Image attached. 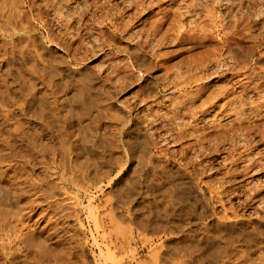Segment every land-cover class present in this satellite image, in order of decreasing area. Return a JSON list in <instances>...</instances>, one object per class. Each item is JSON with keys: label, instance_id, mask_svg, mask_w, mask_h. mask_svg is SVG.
Segmentation results:
<instances>
[{"label": "rangeland", "instance_id": "374dc122", "mask_svg": "<svg viewBox=\"0 0 264 264\" xmlns=\"http://www.w3.org/2000/svg\"><path fill=\"white\" fill-rule=\"evenodd\" d=\"M46 1L52 150L0 142V220L32 230L0 264H264V0Z\"/></svg>", "mask_w": 264, "mask_h": 264}, {"label": "bare ground", "instance_id": "6f19581e", "mask_svg": "<svg viewBox=\"0 0 264 264\" xmlns=\"http://www.w3.org/2000/svg\"><path fill=\"white\" fill-rule=\"evenodd\" d=\"M44 1V0H43ZM141 1V0H140ZM205 1V0H204ZM212 1V0H211ZM48 2V0L46 1ZM53 2V1H52ZM67 2V0H66ZM86 2V1H85ZM138 2V1H137ZM142 2V1H141ZM217 2V0H216ZM216 2H212L211 4H214ZM233 2V1H232ZM254 2V0H253ZM56 3V2H55ZM54 3V4H55ZM88 3V2H87ZM210 3V2H209ZM69 4V2H68ZM140 4V2H139ZM138 4V5H139ZM201 4V3H200ZM199 4V5H200ZM203 4V3H202ZM46 9L48 10V4H46ZM61 5V4H60ZM143 5V4H142ZM145 5V4H144ZM197 5V4H196ZM198 5V7H199ZM5 8L6 11H3L2 8ZM45 6V4H44ZM43 6V8H44ZM53 5H51L52 7ZM90 10L92 11H101L104 8L107 11V9H112V4L110 0H90L89 5ZM137 6V5H135ZM41 6L37 7L34 5L33 0H1L0 4V142L3 141V144H14L12 141H19L21 144H24L25 147V153L21 154V157L26 156V159H28V153L35 152L34 154L38 155L39 157H44L46 153H49V149H51V145L48 146V143L43 141V135L47 134L46 132L51 130V121L52 119V111H56V103L58 93L56 89V84L53 82V76H56L53 68L51 59V53L53 52L51 50L48 37H46V41L48 43L46 44V47L44 49V54L38 52L35 44L34 39L30 35V28L27 24H24L23 19L26 16V11H41L45 10L40 8ZM50 7V6H49ZM72 7V6H71ZM134 7V6H133ZM183 7V6H182ZM197 7V8H198ZM204 7H206L207 11H210L213 9H209L210 7H207V4ZM216 7V6H215ZM67 8V7H66ZM136 8V7H135ZM141 8V6H140ZM195 8V7H194ZM56 9V8H54ZM87 9V8H86ZM200 9V8H199ZM202 10V9H201ZM225 10V9H224ZM240 10V9H239ZM52 11V10H51ZM57 11V10H56ZM198 11V10H197ZM206 11V12H207ZM228 11V10H227ZM46 12V11H45ZM29 13V12H28ZM35 13V12H34ZM31 14V13H30ZM38 14V13H37ZM31 17V15H29ZM131 16V15H130ZM209 16V15H208ZM28 21V15L26 16ZM207 17V16H206ZM38 18V17H37ZM40 18V17H39ZM26 19V18H25ZM154 21V20H153ZM155 22V21H154ZM241 22V21H240ZM26 23H29L26 21ZM199 23V22H198ZM200 24V23H199ZM212 24V23H211ZM194 27V26H193ZM34 29V26L32 27ZM49 29V28H48ZM51 29V28H50ZM172 29V28H171ZM181 29V27H180ZM189 29V28H188ZM237 29V28H236ZM192 30V29H191ZM48 31V30H47ZM171 31V30H170ZM249 31V30H248ZM34 32V31H33ZM239 32V31H238ZM47 33V32H46ZM178 33V32H177ZM186 33V32H185ZM189 33V32H188ZM112 34V33H111ZM153 34V33H152ZM237 34V33H236ZM51 35V34H50ZM49 35V36H50ZM204 37V36H203ZM202 37V38H203ZM44 38V37H43ZM139 39V38H138ZM37 40V39H36ZM42 40V39H39ZM230 41V40H229ZM20 45H18V44ZM248 43V42H247ZM42 45V44H41ZM67 45V44H66ZM217 46V45H216ZM67 46H65L66 48ZM53 49V48H52ZM52 51V52H51ZM53 55V54H52ZM245 55V54H244ZM261 55V54H260ZM138 56V55H137ZM167 56V55H166ZM192 56V55H191ZM61 57V56H60ZM59 59V58H58ZM61 60H58L61 63H65L67 65V60L64 59L62 56L60 58ZM192 59V58H191ZM215 59V58H214ZM56 60V59H55ZM56 61V62H58ZM62 61V62H61ZM67 61V62H66ZM55 62V61H54ZM58 62V63H59ZM3 65L5 67H3ZM62 65V64H61ZM63 66V65H62ZM65 66V65H64ZM61 67V66H59ZM68 69V67H66ZM170 68V67H169ZM194 68V67H193ZM235 68V67H234ZM53 70V74L52 73ZM73 70V69H72ZM68 71V70H67ZM71 71V70H70ZM57 72V71H56ZM60 72V70H59ZM65 73V72H64ZM166 73V72H165ZM65 75V74H60ZM62 76V77H63ZM61 77V78H62ZM177 77V76H176ZM175 77V78H176ZM195 77V76H194ZM193 78V76H192ZM196 78V77H195ZM201 78V77H200ZM55 79V78H54ZM64 80V78L62 79ZM61 80V81H62ZM77 80V79H76ZM196 79L192 80L195 81ZM57 81V80H56ZM79 81V80H78ZM89 81V80H88ZM91 81V80H90ZM169 81V80H168ZM174 81V80H173ZM221 81V80H220ZM70 82V81H69ZM68 83V82H67ZM191 83V82H190ZM60 84V83H59ZM58 84V85H59ZM73 84V83H72ZM62 85V84H61ZM84 85V84H83ZM175 85V84H174ZM179 85V84H178ZM203 85V84H202ZM60 86V85H59ZM97 86V85H96ZM176 86V85H175ZM183 86V85H182ZM60 88V87H59ZM58 88V89H59ZM62 88V87H61ZM81 88V87H80ZM185 88V87H184ZM65 89V88H64ZM79 89V88H78ZM82 89V88H81ZM80 89V90H81ZM85 89V88H84ZM170 89V88H169ZM173 89V88H172ZM200 89V88H199ZM215 89V88H214ZM57 90V91H56ZM60 90V89H59ZM63 90V89H61ZM197 90V89H196ZM209 90V89H208ZM62 92V91H61ZM65 92V91H64ZM174 92V91H173ZM221 92V91H220ZM225 92V91H224ZM187 93V92H185ZM199 93V92H198ZM83 94V92H82ZM193 94V93H192ZM66 95V94H65ZM77 95V94H76ZM238 95V94H237ZM184 96H187L186 94ZM214 96V95H211ZM209 96L210 98H212ZM82 97V96H81ZM215 97V96H214ZM65 98V97H64ZM209 98V99H210ZM225 100V99H224ZM63 101V99H62ZM180 101V100H179ZM208 101V100H207ZM202 102V101H201ZM11 103V104H9ZM59 103V102H58ZM111 103V102H110ZM208 103V102H207ZM213 103V102H212ZM64 104V103H63ZM181 104V103H180ZM221 104V103H220ZM225 104V103H223ZM60 105V104H59ZM209 105V104H208ZM210 106V105H209ZM221 106V105H220ZM58 107V106H57ZM93 107V106H92ZM180 107V105H179ZM202 107V106H201ZM15 109L18 110L16 112ZM95 108V107H94ZM237 110V109H236ZM61 111V110H60ZM198 111V110H197ZM199 111H201L199 109ZM59 112V111H58ZM66 112V111H65ZM173 112V111H172ZM20 113V115L16 114ZM63 113V112H62ZM191 113V111L189 112ZM175 115V114H174ZM193 115V114H192ZM190 116V115H189ZM218 116V115H217ZM181 117V116H180ZM192 117V116H191ZM70 118V117H69ZM128 118V117H127ZM195 118V115H194ZM258 118V117H257ZM25 119H34L38 122L39 125L37 128L33 129L34 131L31 132V129L29 130V124L28 121ZM51 119V120H50ZM166 119V118H165ZM56 120V119H55ZM65 120V119H64ZM254 121V120H253ZM258 121V120H257ZM32 123V122H31ZM63 123V122H62ZM28 124V125H27ZM33 124V123H32ZM57 125V124H55ZM69 125V124H68ZM59 126V125H58ZM62 126V124H61ZM33 127V126H30ZM66 127V126H65ZM241 127V126H240ZM258 127V126H257ZM59 128V127H58ZM88 128V127H87ZM124 128V127H123ZM250 128V127H249ZM53 129V128H52ZM61 131H65L64 126H62ZM114 129V128H113ZM116 129V128H115ZM57 130V129H56ZM214 130V129H213ZM83 132V131H82ZM125 132V131H124ZM214 132V131H213ZM66 133V132H65ZM68 133V131H67ZM219 133V132H218ZM49 134V133H48ZM47 134V135H48ZM221 134V133H220ZM59 135V134H58ZM63 139L65 137V134L63 133ZM74 135V134H73ZM57 136V135H56ZM60 136V135H59ZM88 136V135H87ZM96 136V135H95ZM47 137V136H45ZM58 137V136H57ZM77 137V136H76ZM79 137V136H78ZM121 137V136H120ZM48 138V137H47ZM262 138V137H261ZM59 139V137H58ZM211 139V138H210ZM43 141V142H42ZM48 141V140H47ZM58 141V140H56ZM5 142V143H4ZM59 142V141H58ZM148 142V141H147ZM1 143V144H2ZM52 143V142H50ZM64 143V142H63ZM60 142V148L62 147L64 149V144ZM97 143V142H96ZM142 144V143H141ZM144 144V143H143ZM71 145V144H70ZM79 145V144H78ZM101 145V144H100ZM1 146V145H0ZM3 146V145H2ZM87 146V145H86ZM118 146V145H117ZM12 147V145H11ZM15 147V145H13ZM48 147H51L48 149ZM74 147V146H73ZM76 147V146H75ZM142 147V146H141ZM147 147V146H146ZM3 148H6L3 146ZM59 148V149H60ZM62 148L60 149L62 151ZM105 148V147H104ZM107 148V147H106ZM8 149V148H7ZM9 149H12L9 147ZM15 149V148H14ZM69 149V147H68ZM52 150V149H51ZM54 150V149H53ZM65 150V149H64ZM63 150V151H64ZM102 150V149H101ZM145 150V149H144ZM149 150V149H148ZM14 151V150H13ZM12 151V152H13ZM19 151V150H18ZM22 151V150H21ZM24 151V150H23ZM60 151V152H61ZM79 151V150H78ZM11 152V151H10ZM51 154L55 151H50ZM92 152V151H90ZM5 153V152H4ZM21 153V152H20ZM65 154L64 152H61L59 154ZM111 153V152H110ZM217 153V152H216ZM62 154V155H63ZM103 154V153H102ZM125 154V153H124ZM15 155V154H14ZM66 155V154H65ZM13 156V155H12ZM18 156V155H17ZM61 156V155H60ZM20 157V156H18ZM49 157V154L46 156ZM45 157V158H46ZM53 158V156H50ZM63 157V156H62ZM61 157V159H62ZM92 157V156H91ZM116 157V155H115ZM15 158V157H14ZM33 158V157H32ZM35 158V157H34ZM43 158V159H45ZM12 159V158H11ZM20 159H25L20 158ZM25 159V160H26ZM31 159V156L29 157V160ZM39 159V158H38ZM40 158V160H43ZM66 159V158H65ZM69 159V158H68ZM13 160V159H12ZM15 160V159H14ZM32 160V159H31ZM35 160V159H34ZM55 160V159H54ZM73 160V159H72ZM17 161V160H16ZM18 162V161H17ZM42 162V161H40ZM69 162V161H68ZM77 162V161H76ZM119 162V161H118ZM160 162V161H159ZM45 163V162H43ZM42 163V164H43ZM58 162H56L57 164ZM25 164V163H24ZM60 164V163H58ZM63 163H61L62 166ZM69 164V163H68ZM72 164V163H71ZM74 164V163H73ZM72 164V165H73ZM256 164V163H255ZM48 166L49 164L46 163ZM45 165V166H46ZM25 166V165H23ZM27 166V165H26ZM60 166V165H58ZM57 166V167H58ZM22 167V166H21ZM49 167V166H48ZM56 168V166H54ZM64 166H62L63 168ZM20 168V167H19ZM45 169V167H43ZM50 168V167H49ZM48 168V169H49ZM141 168V167H140ZM51 169V168H50ZM69 169V168H68ZM80 169V168H79ZM52 170V169H51ZM54 170V168H53ZM52 170V171H53ZM81 170V169H80ZM107 170V169H106ZM165 170V169H164ZM205 170V169H204ZM13 171V170H12ZM62 171V170H61ZM65 171V170H64ZM63 172V171H62ZM13 173V172H12ZM17 173V172H16ZM154 174V173H153ZM12 175V174H11ZM15 175V174H14ZM194 175V174H193ZM16 176V175H15ZM226 176V175H225ZM14 177V176H13ZM17 178V177H15ZM93 178V177H92ZM18 179V178H17ZM110 179V178H109ZM15 181V180H14ZM17 181V180H16ZM72 181V180H71ZM36 182V181H35ZM33 184H38L37 183ZM17 183V182H15ZM31 183L28 181V184ZM32 184V183H31ZM42 184V183H41ZM46 184V183H45ZM18 185V183H17ZM135 185V184H134ZM42 186V185H41ZM152 188V187H151ZM207 188V187H206ZM213 188V187H212ZM240 190V189H239ZM43 191V190H42ZM45 193V192H44ZM170 193V192H169ZM165 194V193H164ZM184 196V195H183ZM160 198V197H159ZM160 202V201H159ZM168 204V203H167ZM187 206V205H186ZM194 207V206H193ZM19 209V208H18ZM157 209V208H156ZM20 211V210H19ZM160 211V210H159ZM18 213V212H17ZM152 213V212H151ZM169 214V213H168ZM12 215V214H11ZM17 215V214H15ZM20 215V214H19ZM5 216V215H4ZM2 216V217H4ZM111 216V215H110ZM146 216V215H145ZM184 216V215H183ZM0 216V218H2ZM10 217V216H9ZM14 217V216H13ZM19 218V216H16ZM6 218V217H5ZM8 218V216H7ZM12 216L9 218L11 221ZM115 218V217H114ZM133 218V217H132ZM238 218V217H237ZM15 219V217L13 218ZM112 219V218H111ZM2 220V221H1ZM0 220V250L4 251L5 253V260L10 261V252H7L9 249L11 251L13 245H16L18 243H22L24 241V236L27 235V232L29 236L27 237L29 240L30 235L32 237V234H30L32 230L25 231L22 235L23 231H16L13 224L11 225L9 222H6L5 220ZM17 220V218H16ZM173 220V219H172ZM9 223L11 226H7L8 224H5L9 229H6V226H3V222ZM15 221V220H14ZM110 221V220H109ZM112 221V220H111ZM15 223H18L15 221ZM97 223V221H96ZM101 223V221H100ZM116 223V222H115ZM141 223V222H140ZM99 224V223H98ZM17 225V224H15ZM124 225V224H123ZM126 225V224H125ZM139 225V224H138ZM224 225V224H223ZM227 225V224H226ZM179 226V225H178ZM6 227V228H5ZM169 227V226H168ZM18 228V226H17ZM114 228V227H113ZM178 228V227H177ZM115 229V228H114ZM164 229V228H163ZM19 230V229H18ZM40 231V230H39ZM115 231V230H114ZM113 231V232H114ZM244 231V230H243ZM218 232V231H217ZM259 232V231H258ZM118 233V231H117ZM219 235V234H218ZM46 236V235H45ZM122 236V235H121ZM252 237V236H251ZM125 238V237H124ZM260 238V237H259ZM219 239V238H218ZM237 239V238H236ZM262 239V238H260ZM26 240V239H25ZM124 240V239H123ZM32 241V240H31ZM231 241V240H230ZM259 241V240H258ZM27 243V242H23ZM179 243V242H178ZM197 243V242H196ZM45 246V247H44ZM42 245L43 249L39 253L41 256V263L42 264H49L51 260L50 259V253H49V245ZM184 246V245H183ZM207 247V246H206ZM18 248V247H17ZM16 249V248H14ZM35 249V248H34ZM37 249V248H36ZM39 249V248H38ZM205 249V248H204ZM241 249V248H240ZM199 250V249H198ZM38 251V250H37ZM40 251V250H39ZM38 251V252H39ZM246 251V250H245ZM260 251V250H259ZM37 252V253H38ZM242 252V251H241ZM3 253V252H1ZM211 254V253H210ZM226 254V253H225ZM261 254V253H260ZM201 255V254H200ZM240 255V254H239ZM259 255V254H258ZM9 256V257H8ZM204 256V255H203ZM246 256V255H245ZM264 256V255H262ZM38 257V256H37ZM250 261V260H249ZM248 261V262H249ZM139 262V261H138ZM137 262V263H138ZM247 262V263H248ZM252 262V261H251ZM136 263V264H137ZM156 263V262H155ZM207 263V262H206ZM140 264V263H139ZM214 264V263H213Z\"/></svg>", "mask_w": 264, "mask_h": 264}]
</instances>
